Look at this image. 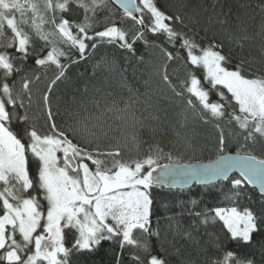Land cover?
<instances>
[{
    "label": "snow or ice",
    "instance_id": "1",
    "mask_svg": "<svg viewBox=\"0 0 264 264\" xmlns=\"http://www.w3.org/2000/svg\"><path fill=\"white\" fill-rule=\"evenodd\" d=\"M201 7L0 0V264H264V203L242 204L245 185L264 194V0H237L235 12L223 4L217 12L214 0L208 18L229 26V43L241 49L260 41L256 68L234 60L231 47L225 53L215 34L207 43L189 35L186 21ZM112 52L145 66V85L179 108L175 120L160 117L167 110L140 93L135 68L131 78L118 70ZM93 60V76L62 104L69 73ZM100 67L108 74L96 79ZM199 129L211 130L215 159H185L207 146ZM194 186H210L218 202L200 207L189 191L188 207L158 214L157 189ZM184 214L192 224L182 230ZM162 220L202 259L183 246L169 252ZM201 228L207 240L193 234Z\"/></svg>",
    "mask_w": 264,
    "mask_h": 264
},
{
    "label": "trees",
    "instance_id": "2",
    "mask_svg": "<svg viewBox=\"0 0 264 264\" xmlns=\"http://www.w3.org/2000/svg\"><path fill=\"white\" fill-rule=\"evenodd\" d=\"M171 2V0H159V6L164 9L166 4ZM190 3H196L197 0H189ZM214 2V0H199V3L201 5H207L208 10L204 11L203 7H201L196 16L195 19L191 21H186V23L189 24V27L187 29L189 35H196L197 40L203 41L204 43H207V41L204 39L207 35L208 39H211L212 36L215 34L217 39L222 41L224 44L223 51L225 53L229 52V48L231 47L233 50L231 52L232 57L235 59L237 58H244L247 60H253L252 67L256 68L260 66V41L257 39L254 42L246 43L243 48L241 49L239 46H235L229 43V35L232 33V29L225 25L222 29L221 26L215 22L209 24L208 18L209 16L213 15L211 5ZM217 3V9L216 11L219 12L220 8L219 5H224V11L227 12L228 7L231 5L233 12L236 11V3L237 0H215ZM241 2H246L251 5H256L257 0H241ZM258 10V9H257ZM205 26L208 27L207 34L204 31ZM111 55L115 57L117 61V68L118 70L123 71L129 78L133 75V69L135 68V75L138 81V88L140 93L149 92L153 95V100L158 101L160 107L162 109H166L167 111H160L159 115L160 117L167 118L169 120H175V113L179 111V108L175 105L174 102L169 104V102L160 99L159 93H153V89H155V84H152L151 87L148 85H145L144 81L148 79V72L145 69V66L143 65H136L135 61L131 62V65L129 64L127 58L122 53L112 52ZM149 57L146 55L145 60L147 61ZM153 61L156 62V58L152 57ZM96 61L93 60L88 63H82L79 68H73L72 71L69 73L70 76H72V80L66 84L61 86L60 95L62 96L61 103H67L71 100L73 95H78L77 89L80 87V85L84 82V80L88 79L89 77L93 76L94 69L93 64H95ZM171 72V69H169ZM81 74H84L81 76ZM108 74V70L104 67H100L95 70V77L96 79H102L105 75ZM199 75H202V73H198ZM179 75L182 77L184 75L183 69L180 70ZM95 82V81H93ZM215 99V97H213ZM201 136L199 137V145H207L204 146L202 149L201 147H198L196 151H188L185 153V159H191L193 161L195 160H202L207 161L209 159H215V156L218 154L216 152V149L214 147V142H212L210 139H206L209 136L210 129H199ZM148 133L145 132V137L147 138ZM144 148H147V145L144 146ZM225 151L229 153H235L237 151V146L235 143H230ZM256 154L259 156L261 155V152L257 150ZM126 156L135 155V150L133 149L131 152H126ZM165 161H162V163ZM238 176L233 175L232 178H236ZM230 184L229 182H224L223 187H227ZM208 187H201V186H194L190 190L185 189L183 192L180 190H161L157 189V195L155 197L156 203L155 207L158 211V214L163 216L172 215L175 213H179L181 209L177 207L182 201L184 202V206L188 207V200L189 196L188 193L191 191L192 196L195 197L197 200L203 201V204L200 205V207H203L204 204H207L208 206L215 205L218 201L214 198L216 196L215 191L209 192ZM245 200L242 201V204L253 206V207H259L261 203H264V199H262V196L253 188H249L248 185H245ZM222 199V197H221ZM199 210V208L197 209ZM179 221V225L181 226V229H188L189 226L192 224V217L184 214L183 216L177 217ZM168 221L162 220L161 221V228H162V236L165 238V247L169 250V252L173 251V246L175 247H181L183 246L184 255L189 256L191 255L193 258H196L198 261L202 259L201 257L197 256V253L194 249V246L190 244L187 240L179 237L174 236L172 231H164L165 225L168 224ZM194 228V226H193ZM194 235H199L203 237V240H207V237L203 235V228L199 230H194ZM155 243V241H154ZM108 247L107 244H105V248ZM232 245H226L225 250H232ZM97 260H99V257H97ZM173 260L175 261L176 258L173 257Z\"/></svg>",
    "mask_w": 264,
    "mask_h": 264
},
{
    "label": "water",
    "instance_id": "3",
    "mask_svg": "<svg viewBox=\"0 0 264 264\" xmlns=\"http://www.w3.org/2000/svg\"><path fill=\"white\" fill-rule=\"evenodd\" d=\"M232 154H234V153H232ZM206 162V161H205ZM233 175H236V176H239V174L238 173H236V172H233V173H231L230 174V176L232 177ZM249 186V188H253V189H255L261 196H264V194H261L260 193V191H259V188L258 187H256V186H253V185H248Z\"/></svg>",
    "mask_w": 264,
    "mask_h": 264
}]
</instances>
